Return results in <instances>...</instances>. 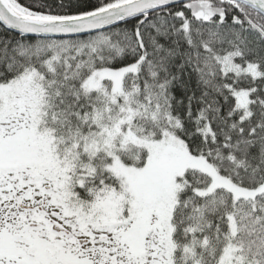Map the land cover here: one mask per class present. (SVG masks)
Wrapping results in <instances>:
<instances>
[{"label":"snow or ice","instance_id":"obj_1","mask_svg":"<svg viewBox=\"0 0 264 264\" xmlns=\"http://www.w3.org/2000/svg\"><path fill=\"white\" fill-rule=\"evenodd\" d=\"M0 264H264V0H0Z\"/></svg>","mask_w":264,"mask_h":264},{"label":"trees","instance_id":"obj_2","mask_svg":"<svg viewBox=\"0 0 264 264\" xmlns=\"http://www.w3.org/2000/svg\"><path fill=\"white\" fill-rule=\"evenodd\" d=\"M25 2V0H21V3Z\"/></svg>","mask_w":264,"mask_h":264}]
</instances>
